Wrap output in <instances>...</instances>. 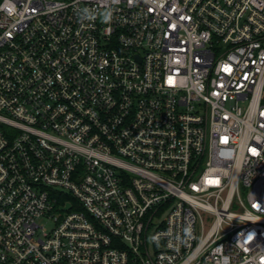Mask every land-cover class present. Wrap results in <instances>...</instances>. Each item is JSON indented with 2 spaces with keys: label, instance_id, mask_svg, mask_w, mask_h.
Wrapping results in <instances>:
<instances>
[{
  "label": "built area",
  "instance_id": "1",
  "mask_svg": "<svg viewBox=\"0 0 264 264\" xmlns=\"http://www.w3.org/2000/svg\"><path fill=\"white\" fill-rule=\"evenodd\" d=\"M0 264H264V0H0Z\"/></svg>",
  "mask_w": 264,
  "mask_h": 264
}]
</instances>
